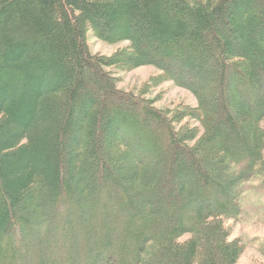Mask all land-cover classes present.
<instances>
[{
	"label": "trees",
	"instance_id": "1",
	"mask_svg": "<svg viewBox=\"0 0 264 264\" xmlns=\"http://www.w3.org/2000/svg\"><path fill=\"white\" fill-rule=\"evenodd\" d=\"M144 66L196 107L108 71ZM263 120L264 0H0V264H235Z\"/></svg>",
	"mask_w": 264,
	"mask_h": 264
},
{
	"label": "rangeland",
	"instance_id": "2",
	"mask_svg": "<svg viewBox=\"0 0 264 264\" xmlns=\"http://www.w3.org/2000/svg\"><path fill=\"white\" fill-rule=\"evenodd\" d=\"M86 44L92 55L105 57L128 47L127 42L115 44L103 42L96 38L90 30L86 34ZM186 61L184 63L188 66ZM195 63H197L196 60ZM108 71L116 78V86L119 90L149 100L155 108L174 109L179 104L189 107H196L197 105L195 97L188 90L176 86L170 81L148 87L147 90L150 78L160 74L154 67L144 66L131 71L109 68ZM1 72V76L7 80L12 81V79L15 80L14 78L18 80L17 75L13 76L12 73L3 69H1ZM142 89L148 92L140 94ZM189 123L191 126H198L196 122L189 120ZM261 125L264 126V120ZM258 184L257 180H253L244 185L239 217L236 220L224 221V225L229 232V241L236 240L242 246V252L235 264H264V190L260 189ZM187 237L185 236L181 240H185Z\"/></svg>",
	"mask_w": 264,
	"mask_h": 264
}]
</instances>
